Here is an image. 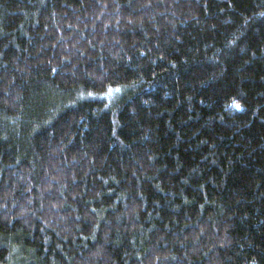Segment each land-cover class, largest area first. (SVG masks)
<instances>
[{
  "label": "trees",
  "instance_id": "trees-1",
  "mask_svg": "<svg viewBox=\"0 0 264 264\" xmlns=\"http://www.w3.org/2000/svg\"><path fill=\"white\" fill-rule=\"evenodd\" d=\"M0 264H264V0H0Z\"/></svg>",
  "mask_w": 264,
  "mask_h": 264
},
{
  "label": "snow or ice",
  "instance_id": "snow-or-ice-1",
  "mask_svg": "<svg viewBox=\"0 0 264 264\" xmlns=\"http://www.w3.org/2000/svg\"><path fill=\"white\" fill-rule=\"evenodd\" d=\"M237 107H239V105H237Z\"/></svg>",
  "mask_w": 264,
  "mask_h": 264
}]
</instances>
